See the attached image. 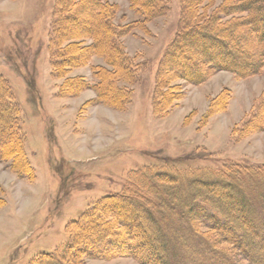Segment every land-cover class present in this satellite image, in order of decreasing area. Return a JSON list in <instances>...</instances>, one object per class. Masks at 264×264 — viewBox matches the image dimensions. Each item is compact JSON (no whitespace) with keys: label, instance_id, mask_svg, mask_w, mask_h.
<instances>
[{"label":"rangeland","instance_id":"rangeland-1","mask_svg":"<svg viewBox=\"0 0 264 264\" xmlns=\"http://www.w3.org/2000/svg\"><path fill=\"white\" fill-rule=\"evenodd\" d=\"M56 1L0 0V76L21 111L23 164L33 176L19 177L13 162L0 161V264H31L54 252L67 241L69 222L102 198L123 192L137 171L191 174L231 164L264 166V69L246 78L217 71L199 85L175 81L182 89L166 96L167 109L155 114L159 63L180 27L181 0H160L164 14L147 25V32L130 29L120 38L140 67L130 83L102 84L99 99L92 68H111L103 58L88 60L77 47H67L68 41L52 37ZM101 1L118 7L115 22L123 33L143 19L128 0ZM224 1L212 0L210 12ZM90 19L89 12L81 13L70 25L87 29ZM239 41L237 52L241 42L251 44L248 34ZM107 75L102 73L104 79ZM86 264L139 262L117 256L88 258Z\"/></svg>","mask_w":264,"mask_h":264},{"label":"trees","instance_id":"trees-1","mask_svg":"<svg viewBox=\"0 0 264 264\" xmlns=\"http://www.w3.org/2000/svg\"><path fill=\"white\" fill-rule=\"evenodd\" d=\"M128 1L143 19L132 22L124 33L115 22L118 7L114 4L56 1L52 37L68 41L67 47H77L76 52L88 60L103 58L111 68H92L100 84L95 87L98 99L102 84L130 83L140 67L120 38L130 29L147 32V25L165 11L160 0ZM211 2L181 0L180 27L159 63L155 114L167 106L166 96L182 89L175 81L199 85L217 71L246 78L264 69V0H225L210 12ZM87 12L91 17L87 29L71 27V22ZM242 34L249 35L251 44L241 42L243 49L237 52ZM86 39L89 45L79 42ZM190 42L199 45L189 46ZM103 72H108L107 79ZM56 75L61 77L57 70ZM77 91L69 90V95ZM223 93L210 101L209 109ZM21 123L13 92L0 76V161L13 162L12 170L19 177L33 178L30 167L23 164L27 155ZM65 232L64 244L31 264H86L88 258L117 256L131 257L139 264H264V166L231 164L222 171L191 174L177 169L140 170L131 174L123 192L99 200L69 222Z\"/></svg>","mask_w":264,"mask_h":264}]
</instances>
